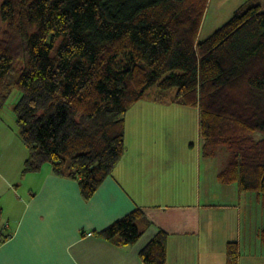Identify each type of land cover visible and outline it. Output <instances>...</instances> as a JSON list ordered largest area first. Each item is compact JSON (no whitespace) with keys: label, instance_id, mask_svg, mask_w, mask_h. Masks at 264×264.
<instances>
[{"label":"trees","instance_id":"16d2710c","mask_svg":"<svg viewBox=\"0 0 264 264\" xmlns=\"http://www.w3.org/2000/svg\"><path fill=\"white\" fill-rule=\"evenodd\" d=\"M209 0H4L0 26V110L13 109L28 150L24 174L50 165L92 198L126 151V114L151 87L176 89L199 110L205 157L223 147L218 177L264 198V10L251 0L203 41ZM27 63L9 82L17 38ZM259 134V137H253ZM137 210L100 232L120 245L142 235ZM11 237L4 234L0 245ZM164 230L142 249L146 264H167ZM236 242L227 264H238Z\"/></svg>","mask_w":264,"mask_h":264},{"label":"crops","instance_id":"0c3cea01","mask_svg":"<svg viewBox=\"0 0 264 264\" xmlns=\"http://www.w3.org/2000/svg\"><path fill=\"white\" fill-rule=\"evenodd\" d=\"M128 127L126 118L122 159L90 199L76 179L56 175L50 165L24 174L23 148L16 177L29 176L30 184L6 225L11 237L0 245V264H146L140 253L160 230L169 235L167 264H227L230 242L238 245V264H264V198L221 182L223 166L203 155L202 144L164 145V138L150 145ZM166 133L171 140L175 130ZM3 180L0 171V191ZM137 210L142 235L136 243L100 235Z\"/></svg>","mask_w":264,"mask_h":264},{"label":"rangeland","instance_id":"374dc122","mask_svg":"<svg viewBox=\"0 0 264 264\" xmlns=\"http://www.w3.org/2000/svg\"><path fill=\"white\" fill-rule=\"evenodd\" d=\"M250 1L209 0L198 40H205L230 20L240 7ZM3 2L4 0H0V26L5 31L8 24L1 17ZM260 4L264 10V0H260ZM14 48L15 64L8 78L9 82H14L18 79L28 58L26 44L22 38H17ZM176 93V89L162 90L158 85L151 87L145 98L134 104L127 112L128 129L130 132L132 129L133 131L137 130L139 134L141 132L145 134L150 145H158L166 138L168 144L164 145L186 144L187 147L201 149L199 110L176 102ZM20 97L21 92L18 89H14L0 114V171H3L7 179L6 181L3 180L0 191V237L8 234L6 225L13 220V217L17 216L20 210L21 203L16 202V199L18 201L23 200L24 195L27 193L26 187L30 184H28L29 176L28 179L27 177L22 179L16 177L20 166L24 165L22 164L23 160H25V158H21L25 144L20 136L17 116L13 109ZM167 130H175L171 140L170 135L166 133ZM152 133L156 134L154 140L151 138ZM253 137L257 138L259 134L254 133ZM185 139H187L186 142ZM209 160L206 161L208 162ZM211 160H214L215 163H218V166L220 164L219 167H222L228 162L229 153L225 148L221 147L218 150V154ZM203 164H206V162L204 161ZM9 181H12L13 186L8 185ZM250 227L251 225H249V229ZM251 228L254 229V226Z\"/></svg>","mask_w":264,"mask_h":264}]
</instances>
